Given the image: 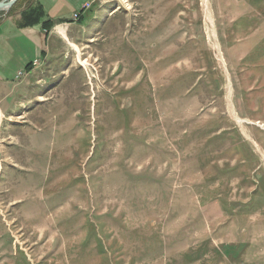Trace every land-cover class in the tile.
Returning a JSON list of instances; mask_svg holds the SVG:
<instances>
[{
	"label": "rangeland",
	"instance_id": "obj_1",
	"mask_svg": "<svg viewBox=\"0 0 264 264\" xmlns=\"http://www.w3.org/2000/svg\"><path fill=\"white\" fill-rule=\"evenodd\" d=\"M102 1L0 125V264H264V0Z\"/></svg>",
	"mask_w": 264,
	"mask_h": 264
},
{
	"label": "crops",
	"instance_id": "obj_2",
	"mask_svg": "<svg viewBox=\"0 0 264 264\" xmlns=\"http://www.w3.org/2000/svg\"><path fill=\"white\" fill-rule=\"evenodd\" d=\"M92 1L32 0L27 9L20 8L10 14L6 11L1 15L0 125L17 115L23 114V118L28 116L27 110L23 108L30 101L36 100L38 104L46 101L47 97L41 93L43 90L32 91V87L37 89L41 86L34 74L49 56L62 52L65 46H77L76 40L84 34L83 29L87 26L84 24L85 15L94 14L90 10L96 2L91 3L89 10L83 9V6ZM104 1L112 2L103 0L102 3ZM102 3H98V7ZM75 12H79L77 19L73 18ZM47 21H50L51 26L46 30L44 23ZM53 36L56 38L54 41ZM34 60H38L35 65ZM33 95L34 100L31 97ZM26 120L23 119V122Z\"/></svg>",
	"mask_w": 264,
	"mask_h": 264
},
{
	"label": "water",
	"instance_id": "obj_3",
	"mask_svg": "<svg viewBox=\"0 0 264 264\" xmlns=\"http://www.w3.org/2000/svg\"><path fill=\"white\" fill-rule=\"evenodd\" d=\"M17 0H0V11L9 9Z\"/></svg>",
	"mask_w": 264,
	"mask_h": 264
},
{
	"label": "built area",
	"instance_id": "obj_4",
	"mask_svg": "<svg viewBox=\"0 0 264 264\" xmlns=\"http://www.w3.org/2000/svg\"><path fill=\"white\" fill-rule=\"evenodd\" d=\"M96 0H93L92 2H87L85 5H84V8H88V7H90L91 6V3H94ZM83 8V9H84ZM79 17V12H76V13H74L73 14V18L74 19H77ZM38 63V60H34L33 61V64L35 65V64H37ZM21 73H19V75H20Z\"/></svg>",
	"mask_w": 264,
	"mask_h": 264
},
{
	"label": "trees",
	"instance_id": "obj_5",
	"mask_svg": "<svg viewBox=\"0 0 264 264\" xmlns=\"http://www.w3.org/2000/svg\"><path fill=\"white\" fill-rule=\"evenodd\" d=\"M17 1L20 2L21 0H17ZM17 1H16V2H17ZM16 2H15V3H16ZM30 5H31V4H28L26 7H24V9L29 8ZM13 8H14V5H13V6L7 11V14L13 13V12H12V9H13ZM44 24H46V27H45L46 30H47L48 28H50V26H51L50 21H47V22H45Z\"/></svg>",
	"mask_w": 264,
	"mask_h": 264
},
{
	"label": "bare ground",
	"instance_id": "obj_6",
	"mask_svg": "<svg viewBox=\"0 0 264 264\" xmlns=\"http://www.w3.org/2000/svg\"><path fill=\"white\" fill-rule=\"evenodd\" d=\"M99 1V0H98ZM63 30V29H62ZM74 47L77 49V46L76 45H74ZM82 62V61H81ZM85 62V61H84Z\"/></svg>",
	"mask_w": 264,
	"mask_h": 264
}]
</instances>
